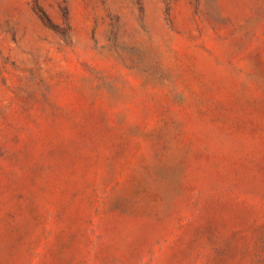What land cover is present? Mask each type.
<instances>
[{"label":"rangeland","instance_id":"1","mask_svg":"<svg viewBox=\"0 0 264 264\" xmlns=\"http://www.w3.org/2000/svg\"><path fill=\"white\" fill-rule=\"evenodd\" d=\"M0 264H264V0H0Z\"/></svg>","mask_w":264,"mask_h":264},{"label":"trees","instance_id":"2","mask_svg":"<svg viewBox=\"0 0 264 264\" xmlns=\"http://www.w3.org/2000/svg\"><path fill=\"white\" fill-rule=\"evenodd\" d=\"M35 9L41 14L43 20L50 26H53V22L50 19V17L48 16V14L44 11V9L41 7V5L36 2L35 3Z\"/></svg>","mask_w":264,"mask_h":264}]
</instances>
